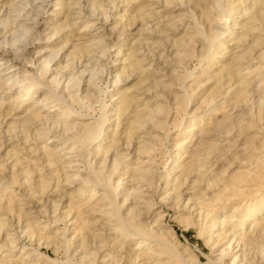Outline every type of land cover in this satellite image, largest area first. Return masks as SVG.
Segmentation results:
<instances>
[{"label":"rangeland","instance_id":"obj_1","mask_svg":"<svg viewBox=\"0 0 264 264\" xmlns=\"http://www.w3.org/2000/svg\"><path fill=\"white\" fill-rule=\"evenodd\" d=\"M263 2L0 0V264H264Z\"/></svg>","mask_w":264,"mask_h":264},{"label":"bare ground","instance_id":"obj_2","mask_svg":"<svg viewBox=\"0 0 264 264\" xmlns=\"http://www.w3.org/2000/svg\"><path fill=\"white\" fill-rule=\"evenodd\" d=\"M233 2V1H232ZM233 6V7H232ZM232 9H234V5L232 4ZM264 12V2L262 3V5L261 6H259V8L257 9L256 8V11H255V13L250 17V19H249V22H248V25L247 26H249V27H251L250 25H252L251 23H253V21H255V19H257V17H258V15H261L262 13ZM228 16V15H227ZM227 21V20H226ZM225 22V21H224ZM227 22H229V21H227ZM229 28V27H228ZM150 30V29H149ZM228 30V29H227ZM221 31V30H220ZM194 33H195V31H194ZM217 37V36H216ZM203 42V41H202ZM206 42V41H205ZM212 44V43H211ZM138 52V51H137ZM146 57V56H145ZM151 66V65H150ZM156 72V71H155ZM158 74V73H157ZM19 82V81H18ZM116 83V82H115ZM31 86V85H30ZM33 86V85H32ZM31 86V87H32ZM184 87V86H183ZM37 88V87H36ZM31 89V88H30ZM187 97V96H186ZM125 99H127V98H125ZM129 100H130V98H128V100H124L123 102L126 104V105H128L129 104ZM190 100V99H189ZM188 100V101H189ZM127 102H128V104H127ZM123 103V104H124ZM130 103H131V101H130ZM189 108V107H188ZM100 118V117H99ZM100 119H102V117L100 118ZM36 121V120H35ZM46 121V120H45ZM102 121V123L104 122L103 121V119L101 120ZM93 123V122H92ZM91 124V123H90ZM101 124V123H100ZM87 125V124H86ZM98 126V125H97ZM93 127V126H92ZM99 127V126H98ZM70 129V128H69ZM102 130V129H101ZM97 133V132H96ZM95 133V134H96ZM101 135V131H100V128H99V133H98V135H96L97 137H99ZM87 136V135H86ZM88 136H90V138L89 139H92L93 138V133H92V131H91V134L90 135H88ZM97 139V138H96ZM55 141V140H54ZM88 141V140H87ZM101 142V141H100ZM98 147V146H97ZM187 168H185V172L187 171L186 170ZM89 174V173H88ZM88 179V178H87ZM78 180V179H77ZM80 180V179H79ZM80 182V181H79ZM71 183V182H70ZM234 187V186H233ZM109 194V193H108ZM66 197V196H65ZM203 197V196H202ZM140 199V198H139ZM200 200V199H199ZM198 203V202H197ZM117 204V203H116ZM135 206V205H134ZM138 206V205H137ZM249 207V206H248ZM259 209V208H258ZM257 208H254V210L253 209H251V211L253 210L254 211V213H255V211H257L258 210ZM121 210V209H120ZM260 210V209H259ZM109 211V210H108ZM252 211V212H253ZM250 215L251 214H249V213H247L244 217V219H242V222L239 224L240 226H243L244 224H245V221L246 220H248L249 218L248 217H250ZM114 216H115V214H114ZM231 219V218H230ZM228 221V220H227ZM124 222V221H123ZM238 225V226H239ZM128 227V226H127ZM134 227V226H133ZM134 228H136L137 230L136 231H138V233H139V237H141V239H142V241L140 242V244H143V243H147V244H149L150 242L149 241H153V242H155V244H157V246H161L160 248H162V252H161V254L164 252V253H167V254H169V261L168 262H164V263H162V264H182L183 263V261H182V258L180 257L181 255H180V253L178 254V251L176 252L174 249H172L171 247H168L167 245H165V242H164V240H163V238H162V236H163V230H161V228H157V227H147V228H143V226L142 225H135V227ZM224 228H222L221 229V233L219 234V236L221 237V238H224L225 239V231L223 230ZM136 236V235H135ZM227 237V236H226ZM223 239V240H224ZM108 241V240H107ZM164 248V249H163ZM166 248V249H165ZM180 252V251H179ZM228 252V248H226L225 250H223V252H222V254H224L225 253V255H226V253ZM150 253V252H149ZM182 253V252H181ZM248 253V252H247ZM161 254L159 255L160 256V258H161ZM221 254V255H222ZM155 255H153V257H154ZM157 254H156V256H155V258L157 259ZM238 256H236V258H237ZM236 258L232 261V263L231 264H233L234 262H235V260H236ZM159 261V260H158ZM253 261V260H252ZM136 263V262H135ZM160 264V263H159ZM184 264H186L185 262H184Z\"/></svg>","mask_w":264,"mask_h":264}]
</instances>
